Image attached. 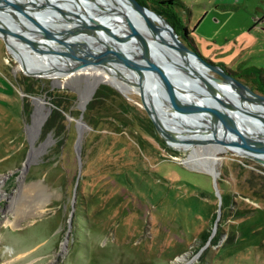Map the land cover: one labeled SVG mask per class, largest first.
<instances>
[{
	"label": "rangeland",
	"instance_id": "374dc122",
	"mask_svg": "<svg viewBox=\"0 0 264 264\" xmlns=\"http://www.w3.org/2000/svg\"><path fill=\"white\" fill-rule=\"evenodd\" d=\"M21 1L25 8L34 1L36 11L54 6ZM177 2L204 58L237 72L264 70V0ZM96 4L102 10L91 9L95 18L112 16V7ZM63 74H27L0 37V264H264L263 164L226 147L166 141L139 90L123 93L102 76ZM244 74L258 92L255 77ZM186 82L198 94L193 80ZM102 85L117 96L89 111ZM51 91L73 104V114L55 121L61 136L46 130ZM213 173L233 200L225 218L221 205L217 224ZM206 230L212 238L222 232L218 244H204Z\"/></svg>",
	"mask_w": 264,
	"mask_h": 264
},
{
	"label": "bare ground",
	"instance_id": "6f19581e",
	"mask_svg": "<svg viewBox=\"0 0 264 264\" xmlns=\"http://www.w3.org/2000/svg\"><path fill=\"white\" fill-rule=\"evenodd\" d=\"M51 1L55 3H52V5H54L53 7L43 9L42 11H36V8L31 5L32 3H30V5L24 3L26 5L25 8L21 0H0V30L7 35L5 40L9 52L19 61L22 70L29 75L37 77L55 78L59 75L67 76L63 73H69L74 79L83 80L90 79L93 76H102L123 93H128L132 89L139 90L144 99V107H149L146 95V87L148 86L157 111L155 115L157 122L171 134H176L175 137L183 143V147L189 148L190 145L186 140L182 141L180 137L192 141L194 136L182 132L181 128L176 125L169 111L162 86L150 73L144 61L139 60L136 63L128 64L120 60H108L106 64L100 68L92 66L84 67L86 64L97 61V57L101 55L111 54L109 50L114 47L113 43H110L111 41L107 39L101 38V40L98 41L82 32V30L78 32L83 26L93 28L91 23H97L100 20H102V23L100 22L102 27L100 28L109 27L115 32L120 33V35L124 34L121 35L122 40L117 42L118 47L121 48L123 53H134L138 50L134 40L127 37V35L132 33L126 21L121 19L122 17L117 13L118 8H125L122 0H89V3H84L86 0H72L64 4L62 0ZM58 2L60 5H56ZM81 2L83 3L81 4ZM99 2L107 8L112 7L114 9L111 17L110 14L107 15L108 12L105 14L102 13L104 16L102 19L90 16L89 13L82 14L88 9H96L93 5ZM60 9H62V11ZM68 9L74 10L76 15L67 12L66 10ZM132 15L140 23L141 27L144 28V34L149 37V32L144 25L146 22L144 17L140 16L137 12L132 13ZM141 17L142 19H140ZM150 18L160 34L167 39L168 43L176 46L177 44L174 41L173 33L166 22L154 14H151ZM157 22L161 26L158 25ZM59 31L62 33H58ZM50 32L58 36V41L54 38L56 40L55 42H49L48 37ZM64 40L66 42H64ZM98 46H101V49H98ZM153 47L160 55L163 56V54H166V61L172 63V65L176 63L180 68L182 67L186 71L190 68L196 73L205 74L209 77L211 76L208 69L191 55L179 51L161 50L156 43L153 44ZM71 51L74 53V57L70 54ZM32 52L35 54H32ZM42 55L48 59V64L44 67L38 61V56ZM141 70L144 72L145 76L141 75ZM178 75L180 78L177 76L176 79L182 84L184 78L181 73H178ZM215 82L218 87L217 93L221 94L223 99L235 104L245 103L248 107L255 106L254 103H250L246 100L242 103L238 91H235L231 84L219 81ZM193 86L199 91L198 94L196 92L193 94L192 92L194 95L193 97L196 98L197 101L200 103L203 102V100L215 102L212 98V94H210L207 89L199 84H193ZM195 93L197 95H195ZM244 94L245 96L248 95L246 92H244ZM187 118L192 123L201 122V120L197 122L193 117L190 118L189 115ZM213 121L217 122L216 120ZM211 133L214 134V132ZM170 145L174 146L172 144ZM214 147L216 149L224 148L221 146ZM2 183L3 182H0V187Z\"/></svg>",
	"mask_w": 264,
	"mask_h": 264
},
{
	"label": "water",
	"instance_id": "95a60500",
	"mask_svg": "<svg viewBox=\"0 0 264 264\" xmlns=\"http://www.w3.org/2000/svg\"><path fill=\"white\" fill-rule=\"evenodd\" d=\"M122 2L125 8H118L117 13L122 17L121 19L126 21L132 33L127 35V37L134 40L138 50L134 53H123L121 48L118 47L117 42L122 40L121 35L124 34L120 35V33L115 32L109 27L99 29V27L90 28L83 26L80 29L90 37L98 41L104 38L111 41L110 43L114 45V47L109 50L111 54L101 55L97 57V61L86 64L84 67L92 66L100 68L103 67L108 60H120L128 64L136 63L139 60L144 61L150 73L162 86L163 92L165 93L164 97L168 103L169 111L173 116L174 122L181 128L182 132L194 136L192 141L180 137L182 141L186 140L190 146L226 147L237 154L250 157L264 165V95L256 92L249 85L232 76L225 68L210 63L198 52L190 49L179 38V35L168 20L161 14L142 5L138 0H122ZM31 5L36 8L34 1ZM95 8L102 10V7L98 6V4L95 5ZM60 10L62 11V9ZM94 10L88 9L87 12H91L89 15L92 16L93 13L97 14ZM66 11L76 15L74 10ZM110 12L111 11H108V14H111ZM134 12L144 17L146 21L144 25L149 32V37L144 34V28L141 27L140 23L133 17L132 13ZM151 14L162 18L166 22L173 33L174 41L177 44L176 46L170 45L167 39L160 34L150 18ZM0 37L5 40L7 35L0 30ZM155 43L161 50L179 51L191 55L194 59L200 61L208 71H213L217 76L211 74L209 77L205 74L196 73L190 68L186 71L182 67L180 68L176 63L172 65V63L167 62L164 56L160 55L158 51H155L153 47ZM70 54L74 57L72 51ZM178 73H181L184 78L182 84L176 79L177 76H179ZM141 75L145 76L142 70ZM188 79L193 80L195 85L199 84L207 89L208 92L212 94V98L215 102L203 100V102L200 103L195 100L186 82ZM215 81L231 84L234 90L238 91L242 102L246 100L250 103H254L255 106L248 107L245 103L235 104L223 99L222 95L217 93L218 87ZM146 83L145 85L147 86ZM194 89L199 93L196 87ZM243 91L248 95L245 96ZM146 95L149 103V107H146V109L157 131L166 141H169L170 138H175L176 134H171L157 122L155 118L157 111L148 86L146 87ZM188 115L190 118L193 117L194 120H197V122L198 120L199 122L201 120V122H190L187 118ZM82 118L83 114L80 117V121ZM211 132H214V134ZM213 178L216 193L220 199L218 217L216 219L217 224L221 215L222 195L218 187L217 175L213 174Z\"/></svg>",
	"mask_w": 264,
	"mask_h": 264
},
{
	"label": "trees",
	"instance_id": "16d2710c",
	"mask_svg": "<svg viewBox=\"0 0 264 264\" xmlns=\"http://www.w3.org/2000/svg\"><path fill=\"white\" fill-rule=\"evenodd\" d=\"M138 1L142 5L155 10L157 13L165 17L168 20V22L172 25V27L175 29V31L177 32V34L179 35L183 43H185L189 48H191L193 51L198 52L202 56L193 38H191L189 30L187 29V27L183 25V22L181 18L178 16V13L176 11L177 9L176 7H182L181 3L177 2V0H138ZM206 60L212 63L210 59H206ZM217 65L223 66L222 64H217ZM228 71L232 73L233 75L239 77L240 79H243L245 77L244 73H247L246 75H248V77L253 75L256 81L261 80L262 82H264V70L257 68V67H249L239 72L231 70V69H228ZM48 95L51 98L53 109H52V115L46 123V130L54 131L57 135L61 136L60 135L61 129L59 130L56 129L57 126L55 124V121L57 119H59L60 121L61 120L65 121L66 113L73 114L72 113L73 111H71L73 104L69 106L65 104L64 102L59 101V99L63 98L66 94H62V93L54 94L51 91L48 93ZM115 96H117V93L112 88L106 85H102L98 89L95 95V98L93 99L92 104L89 107V111L94 110L95 102L100 100L101 98H104V97L114 98ZM63 136H66V134ZM218 184H219V188L222 191L221 192L222 193V210H223V217L225 218L226 216L229 215V209L233 203V200L229 193H226L225 191H223V187H222V185L224 184L223 180L219 179ZM258 186L261 188L260 191L263 192L264 183L261 182L258 184ZM221 235H222V232L212 238V231L206 230L201 234V239L204 242V244L210 241L211 244L216 245L219 243Z\"/></svg>",
	"mask_w": 264,
	"mask_h": 264
},
{
	"label": "flooded vegetation",
	"instance_id": "af4514ba",
	"mask_svg": "<svg viewBox=\"0 0 264 264\" xmlns=\"http://www.w3.org/2000/svg\"><path fill=\"white\" fill-rule=\"evenodd\" d=\"M210 63H211V62H210ZM212 63H213V62H212ZM213 64L217 65L216 63H213ZM228 69H230V68H227V67H226L225 70H226L227 72H229ZM231 70H232V69H231ZM229 73H230V72H229ZM230 74H231L232 76L236 77L237 79H239V80L242 81V79H240L239 77L233 75L232 73H230ZM242 82H243V81H242ZM244 83H245V82H244ZM256 84H257V88H256L257 91L264 95V82H262L261 80H257V81H256Z\"/></svg>",
	"mask_w": 264,
	"mask_h": 264
}]
</instances>
